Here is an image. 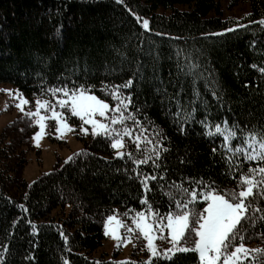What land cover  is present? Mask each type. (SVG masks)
<instances>
[{"label": "trees", "instance_id": "obj_1", "mask_svg": "<svg viewBox=\"0 0 264 264\" xmlns=\"http://www.w3.org/2000/svg\"><path fill=\"white\" fill-rule=\"evenodd\" d=\"M144 19L149 21L147 29ZM261 19L264 0H0V84L16 86L31 104L35 98L55 104L56 98L46 91L53 86L94 85L90 91L113 106L115 101L100 90L101 83L119 85L132 79L133 86L121 91L131 92L134 107L128 111L134 112L143 132L131 119L125 122L132 137L140 135L141 141L138 151L136 142L125 136L124 152L143 159L148 148L151 156L152 145L146 144L145 137L153 143L154 132L163 137V147L156 146L161 152L160 168L154 169L151 161L134 165L127 156L115 157L109 139L94 137L90 131L80 133V119L66 113L75 136L84 144L73 153L84 154L67 164L57 157L50 171L29 182L22 172L29 153L39 152L31 141L35 124L25 112L17 113L0 131V264L117 262L93 253L103 242L109 214L118 215L126 225L136 212L147 210L140 202L145 192L136 172L158 175L166 169L165 179L148 182V201L161 215L170 210V204L174 208L175 200L183 199L171 188L173 183L195 186L185 178L214 182L221 194L238 192L239 172L264 165L243 160L241 153L235 157L240 165L234 160L230 168L221 148L222 136L203 135L199 121L207 115L213 123L227 121L229 127L238 125L245 131L264 128ZM178 50H182L181 60L183 54L191 53L205 68V78L196 82V112L183 132L174 119L175 104L155 91L167 89L174 96L183 88L181 103L194 99L191 78L177 73ZM157 52L159 61L154 59ZM210 80H215L219 102L212 95ZM48 125L54 130V120H48ZM237 136H241L238 130ZM237 145H243L242 137L231 141L232 148ZM255 178H260L259 173ZM169 191L172 200L164 194ZM254 195L252 206L264 209L260 188L254 189ZM198 205L202 209L204 201ZM246 215L256 223L240 225L242 231L247 229L243 242H258L264 248V221L260 220L264 212ZM33 224L38 227L34 229ZM132 236L135 246L125 264H148L142 236L138 238L136 230ZM164 236L158 239L160 251L171 246ZM193 239L187 246H192ZM152 259L155 264L199 262L194 252L177 254L173 261Z\"/></svg>", "mask_w": 264, "mask_h": 264}, {"label": "snow or ice", "instance_id": "obj_2", "mask_svg": "<svg viewBox=\"0 0 264 264\" xmlns=\"http://www.w3.org/2000/svg\"><path fill=\"white\" fill-rule=\"evenodd\" d=\"M258 23L264 25V19H261ZM143 27L145 29L149 27L147 19L143 20ZM236 27L242 26L237 25ZM233 30L226 29L225 31ZM252 43H255V41ZM176 55L177 73L191 78L194 99L189 101L187 105L182 104L180 92L183 91V88L174 96H169L167 89L156 88L155 91L162 93V96L167 97L170 102L175 104L177 111L174 114V119L179 122V130L183 132L184 124L193 119L196 112L195 104L199 102V91L196 88V82L205 78V68L200 62V58L193 56L191 53L183 54L182 60V50H178ZM154 59L159 61L160 54L158 52L155 54ZM253 67H256V65H253ZM259 71L264 74V67L260 68ZM137 75H139V71ZM210 76L211 74L209 73ZM153 78L156 79L155 70ZM133 83L132 79L119 85L101 83L100 90L115 101L113 106H110L104 99L90 91L94 89V85L80 84L77 87L74 84L73 87L69 88L67 84H64L61 87L53 86L48 88L46 91L56 98L55 104L47 100L41 101L37 98L35 100V111L25 112L28 117H38L34 122L39 126L40 131L33 134V139L38 140L41 137L46 127L45 121L48 119L55 121V133L61 138L64 132L73 131V127L68 123L66 115V113H70L71 116L78 117L82 121L80 126L82 133L88 134L89 129L84 127V125H91V134L94 137L103 136L109 139L111 148L116 149L115 157L124 158L127 156L132 159L134 165H146L151 161L154 169L160 168L158 161L161 158V152L156 146L160 145L163 137L159 133L154 132L157 135V140L154 143L150 138L145 137L146 144L152 145L150 149L152 152L151 156L147 155L148 148H145L143 159H133L132 153H126L121 150L125 147L123 139L125 136L131 137L136 142L137 150H140L141 136L132 137V130L125 126V122L129 119L133 121V125L137 129H139L140 125V121L136 119L134 112L128 111L129 106L134 107L132 94L130 91L127 94L121 91V89H130ZM209 83L213 87L212 95L219 102L221 96L215 91V80H210ZM208 86L206 84V87ZM5 91L11 92V90L7 89ZM57 93L60 95H57ZM16 96L17 98L21 96L18 90ZM28 103L27 99H21L17 107L24 111L23 105ZM57 106L60 110H57ZM41 110L50 112L51 116L42 115ZM136 111H139V109ZM199 123L204 130L203 135L209 137L222 136L221 148L225 150L224 158L228 161L230 168L233 166V161L237 154L241 153L243 160L257 161L259 165H264V128L245 131L238 125L229 127L227 121L213 123L208 119L207 115ZM237 130L241 134L240 137L237 136ZM139 131L143 132V129H139ZM241 137L243 138V145H237L232 148L231 141L234 138L239 139ZM160 146L163 147L162 145ZM163 151L167 152L168 149L164 148ZM212 152L216 153L217 149L213 148ZM229 152L232 155L229 156ZM83 154V152L73 153L72 156L66 158L65 164ZM235 164L239 166L240 161L235 160ZM257 173H259V179L255 178ZM135 178L140 180L143 186L145 194L140 197V202L141 205L147 206V210L136 212L131 219L132 224L135 225V230H138V238L142 236L147 241L146 248L151 254L148 264H155L153 257L157 258V260L173 261L177 254L188 252L198 253V264H238L240 261H245V264H264V248L249 249L243 243L247 229L242 231L240 227L243 221H249L253 225L256 223V219L249 217L246 213L264 212V209L258 206L253 207L251 202L252 199H255L254 189L260 188L261 194L264 195V166L250 167L247 173L241 170L239 172L238 187L240 190L238 192L225 191L224 194H221L214 182L206 183L202 178L199 180L185 178L190 185H195L191 188H185L182 183H173L171 188L177 190L183 199L175 200L174 208L170 204V210L164 215H161L158 210L152 207L148 201L147 193L151 191L148 182L150 180L165 179L166 169L164 174L158 175L144 174L141 176L139 172H136ZM160 187L163 189L164 186L161 185ZM164 194L170 200L173 199L171 191ZM201 200L205 204L202 209L198 205ZM114 220L116 221V226L110 228L109 222ZM260 220L264 221V215L260 217ZM119 226H123V221L114 215L108 216L104 223L105 235H109V232H111L112 237L117 241V246L121 242H127L126 239L122 241L121 236L118 235ZM32 227L36 229L38 226L33 224ZM165 228L171 238L168 241L171 246L160 251L155 241L157 239H166L163 235ZM133 231L132 228H128L129 233ZM157 232L161 235L158 236ZM190 237H194L191 247L187 246ZM64 239L67 241V237H64ZM249 257L251 258L246 259ZM65 264H67V261H65ZM96 264H99V262H96ZM113 264H125V262L119 261L113 262Z\"/></svg>", "mask_w": 264, "mask_h": 264}, {"label": "rangeland", "instance_id": "obj_3", "mask_svg": "<svg viewBox=\"0 0 264 264\" xmlns=\"http://www.w3.org/2000/svg\"><path fill=\"white\" fill-rule=\"evenodd\" d=\"M6 89L11 90V92L5 91ZM17 90L18 88L10 83L0 84V131L5 125L10 123L15 118L17 113L35 111V108H36L35 100L37 98L33 100L32 104L29 102L28 104L23 105L24 111H21L20 108L17 107V104L20 103L21 99H27V97L23 93H21L19 90L18 91L21 94V96L20 98H17L16 96ZM39 99L41 101H45L44 98H39ZM57 110H60L59 107H57ZM41 112H42V115H46L48 117L51 116L50 112H44V110H41ZM97 118L100 119L99 117ZM32 119L34 122L35 119H38V117H32ZM48 120H53V119H48ZM48 120L45 121L46 127L41 137L38 138V140L33 139V134L37 131H40L39 126L35 124L34 122L35 130L32 134L31 141H32L34 148L39 149V152L36 153L35 151H32L31 153H29L27 163L22 172L23 177L29 182L36 179L38 175H40V173L50 171L53 168V165L55 164L57 157H60L62 160H66L67 157L71 156L73 152L80 150L84 145L83 141L75 136V133L73 132L75 129L74 125H71L68 122L73 127V131L64 132L61 138L55 133L56 124L54 126V130H52V128L49 127L48 125ZM81 124H82V121H81ZM84 127L88 128L89 131L91 132V125H84ZM78 130L80 133H82L80 131V127ZM53 137H56V138H53ZM114 150L116 151V149ZM121 150L124 151V148ZM110 215H114L119 220H121L120 217L116 214L112 213V214H109L108 216ZM107 217L105 221L107 220ZM109 224H110V228L114 227L116 226V221L115 220L111 221L109 222ZM129 227L135 231V225L132 224V219L130 220V223H127L126 225H124L123 223V226L118 227V235L121 236L122 241L126 239L127 242L126 243L121 242L119 246H117V241L112 237L111 232H109V235H105V229L103 226L104 239H103L102 244L98 246L96 250L94 251L93 256L95 257L103 256L106 259L115 260L117 262L119 261L124 262V261L129 260L131 257L132 250L135 246V241L132 236L133 232L132 233L128 232ZM136 231L138 232V230ZM157 235L159 236L161 234L157 232ZM163 235H166L168 241H170L171 238L168 236L166 228L164 230ZM143 241L146 247L147 241L144 239ZM155 243L157 244L158 250H159V240L157 239ZM243 243L249 249H256V248L261 247L258 242H243ZM150 255L151 254L149 253V256Z\"/></svg>", "mask_w": 264, "mask_h": 264}]
</instances>
